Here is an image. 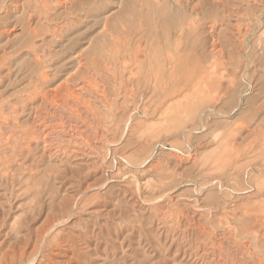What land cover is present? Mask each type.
Here are the masks:
<instances>
[{"label":"rangeland","instance_id":"rangeland-1","mask_svg":"<svg viewBox=\"0 0 264 264\" xmlns=\"http://www.w3.org/2000/svg\"><path fill=\"white\" fill-rule=\"evenodd\" d=\"M3 2L0 264H264V0Z\"/></svg>","mask_w":264,"mask_h":264},{"label":"bare ground","instance_id":"bare-ground-1","mask_svg":"<svg viewBox=\"0 0 264 264\" xmlns=\"http://www.w3.org/2000/svg\"><path fill=\"white\" fill-rule=\"evenodd\" d=\"M52 1V0H51ZM4 2H5V0H4ZM3 2V3H4ZM61 2V1H60ZM62 2H70L71 3V0H62ZM8 4V3H7ZM13 4V3H12ZM64 4V3H63ZM18 5V4H17ZM73 7V6H72ZM183 9V8H182ZM87 10H89V9H87ZM116 10V9H115ZM21 13V12H20ZM3 14V13H2ZM20 15V14H19ZM226 15V14H225ZM28 17V16H27ZM27 17H26V19H27ZM226 17V16H225ZM47 18V17H46ZM8 21V20H7ZM107 21V20H106ZM231 21V20H230ZM30 22V21H29ZM34 22V21H33ZM104 22V21H103ZM133 22V21H132ZM103 24V23H102ZM104 25V24H103ZM229 26H230V24H228ZM207 26V25H206ZM211 27V26H210ZM225 27V26H224ZM219 28V27H218ZM27 30V29H26ZM103 31V30H102ZM232 32V31H231ZM88 35V34H87ZM86 36V35H85ZM93 36V35H92ZM213 36V35H212ZM226 37H227V35H226ZM86 39V38H85ZM218 39V38H217ZM233 39V38H232ZM89 41V40H88ZM217 41V40H216ZM215 41V42H216ZM39 43V42H38ZM217 43V42H216ZM152 44V43H151ZM233 44V43H232ZM83 45V44H82ZM88 46V45H87ZM90 47V46H89ZM150 48H152L151 47V45H150ZM154 48V47H153ZM160 48V47H159ZM162 48V47H161ZM187 48V47H186ZM213 48V47H212ZM211 49V48H210ZM85 50V49H84ZM87 50V49H86ZM148 49H146V54H145V61L146 62H144L145 64V66H143V62H141V61H137V63H136V66H135V68L137 67V72L138 73H140V74H144L145 76H147V75H152V76H154L153 78H157L158 77V75L161 73V71L163 70V69H161V62H162V60H164V58L166 59H170L171 60V54L167 51L166 53H164V52H160V50H157V49H153V51L152 50H148ZM162 50V49H161ZM213 50V49H212ZM217 50H219V49H217ZM152 51V52H151ZM164 51V50H163ZM139 52V51H138ZM222 52V51H221ZM218 53H220V51L218 52ZM223 53V52H222ZM79 54V53H78ZM78 54H76L77 56H78ZM81 54V53H80ZM217 55V54H216ZM137 51H136V53H135V57L134 58H137ZM80 57V56H79ZM141 57V56H140ZM167 59H166V61H167ZM172 61V60H171ZM164 63V62H163ZM135 65V64H134ZM75 66H77V65H75ZM251 66V65H250ZM79 67V66H78ZM75 68V67H74ZM76 69V68H75ZM171 71V70H170ZM169 71V72H170ZM79 72V71H78ZM236 72V71H235ZM137 73V74H138ZM171 73H172V71H171ZM170 73V74H171ZM136 74V75H137ZM139 74V75H140ZM173 74V73H172ZM237 74V73H236ZM74 75V74H73ZM144 75H143V77H144ZM71 76V75H70ZM75 76V75H74ZM133 76V75H132ZM62 78V77H61ZM149 78V77H148ZM146 79V78H145ZM154 82H156L155 80L156 79H152ZM63 81V80H62ZM68 81V80H67ZM194 81V80H193ZM196 83V82H195ZM49 84V83H48ZM62 84V83H61ZM157 82H156V86H157ZM154 85V84H153ZM154 85V86H155ZM54 86V85H53ZM65 86V85H64ZM156 86H155V88L154 89H156ZM70 87V86H69ZM79 87V86H78ZM153 87V86H152ZM72 88V87H71ZM157 88H158V86H157ZM77 89V88H76ZM196 92H198V91H196ZM70 93V92H69ZM97 93V92H96ZM59 94V93H58ZM75 94V93H74ZM69 95V94H68ZM75 96V95H74ZM80 96V95H79ZM73 97V96H72ZM180 98V97H179ZM219 98V97H218ZM86 99V98H85ZM87 100V99H86ZM181 100V99H180ZM94 101V100H93ZM93 101H92V103H93ZM198 101V100H197ZM196 101V102H197ZM96 102V101H95ZM43 103V102H42ZM175 102H173V104H174ZM172 104V103H171ZM172 104V105H173ZM77 105V104H76ZM177 105V104H176ZM154 106V105H153ZM208 109V108H207ZM135 110V109H134ZM51 111V110H50ZM209 111V110H208ZM33 112H35V111H33ZM34 114V113H33ZM33 116V115H32ZM143 119V118H142ZM59 122V121H58ZM150 122V121H149ZM38 123V122H37ZM51 125V124H50ZM126 126V125H125ZM34 127V126H33ZM71 127H72V125H71ZM128 127V126H127ZM36 128V127H35ZM44 130V129H43ZM68 130V129H67ZM40 131V130H39ZM83 131H84V129H83ZM47 133V132H46ZM37 134V133H36ZM35 134V135H36ZM25 136V135H24ZM45 136V135H44ZM35 137V136H34ZM26 138V137H25ZM43 148V147H42ZM252 181V180H251ZM254 218V217H253ZM246 226V225H245ZM257 228V227H256ZM254 235V234H253ZM248 236V235H247ZM257 247V246H256ZM256 256V255H255ZM13 260V259H12Z\"/></svg>","mask_w":264,"mask_h":264}]
</instances>
